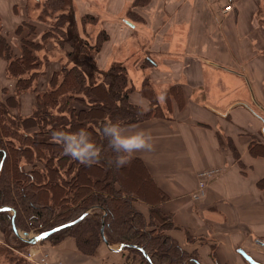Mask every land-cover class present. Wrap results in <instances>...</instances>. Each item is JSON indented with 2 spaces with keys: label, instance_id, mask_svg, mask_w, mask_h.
I'll list each match as a JSON object with an SVG mask.
<instances>
[{
  "label": "crops",
  "instance_id": "crops-1",
  "mask_svg": "<svg viewBox=\"0 0 264 264\" xmlns=\"http://www.w3.org/2000/svg\"><path fill=\"white\" fill-rule=\"evenodd\" d=\"M228 1L73 2L102 19L100 30L109 40L97 56L100 68L119 62V53L131 58L139 51L152 61L150 85L164 116L121 130L125 135L145 130L152 137L153 148L132 157L145 163L167 195L161 209L181 229L171 232L187 230L202 238L196 247L202 264H213L211 247L221 264H243L229 254L231 248H245L264 264V156L251 152L255 143L264 142V20L262 26L255 22L257 7L234 5L226 12ZM0 11L3 20L1 6ZM82 12L76 14L80 24ZM127 71L135 87L133 103L149 107L141 94L144 79ZM173 88L182 92V104L167 102ZM209 169L219 174L197 201L192 194L199 174ZM140 205L147 214V206ZM44 246L34 252H49L52 264H125L123 254L111 253L104 244L92 256L81 253L71 238Z\"/></svg>",
  "mask_w": 264,
  "mask_h": 264
},
{
  "label": "trees",
  "instance_id": "trees-1",
  "mask_svg": "<svg viewBox=\"0 0 264 264\" xmlns=\"http://www.w3.org/2000/svg\"><path fill=\"white\" fill-rule=\"evenodd\" d=\"M47 1V9L60 8L58 20L64 19L67 25L61 29L59 24L60 39L55 41L66 63L61 62L46 72L39 69L41 59L37 54L46 48L36 39L23 36L25 28L30 35L34 34L37 23L23 22L17 26L14 34L21 36L17 50L12 35L3 30L0 14V58L7 61L6 74L14 81V91L0 98V232L5 243L35 245L15 234L13 219L18 231L35 236L73 223L42 241L55 246L71 238L81 253L92 256L106 240L113 247L126 246L124 250L133 255V260L140 257L141 264H202L197 249H184L167 233L181 229L171 214L162 211L161 205L168 197L157 186L145 163L131 157L129 164L118 168L117 153L102 131L106 122L124 128L163 117L154 90L145 82L141 94L150 105L143 108L134 104L135 87L126 66L113 62L107 69H101L96 62L94 54L99 53L108 39L107 33L102 41L92 44L80 33L73 0ZM96 18L84 14L81 22L95 23ZM45 30L41 35H45ZM40 76L41 88L34 85ZM27 92L35 95L32 109L26 115H19L15 111L21 109L22 96ZM166 97L168 103L169 97L178 104L184 101L178 88H173ZM58 105L62 111H57ZM76 129L85 130L101 150L100 159L105 154L109 160L105 181L98 177L100 166L96 163L86 166L65 155L62 144L53 138L54 132L72 134L78 132ZM253 146V155L264 156V142ZM232 152L237 154V149L232 148ZM135 163L155 198L144 190L143 195L127 191L141 187L134 179L127 181L123 174ZM110 173L113 177L108 181ZM65 182L77 186L71 204L66 203L62 193ZM86 182L92 185L99 182L102 190L85 191L89 188L84 186ZM261 186L264 189V182ZM140 202L147 206V214L138 208ZM184 232L190 237L187 230ZM124 256L125 264L133 262ZM209 256L213 264H221L215 250Z\"/></svg>",
  "mask_w": 264,
  "mask_h": 264
},
{
  "label": "rangeland",
  "instance_id": "rangeland-1",
  "mask_svg": "<svg viewBox=\"0 0 264 264\" xmlns=\"http://www.w3.org/2000/svg\"><path fill=\"white\" fill-rule=\"evenodd\" d=\"M143 2H146V0H143ZM258 2H260V3H258ZM47 3H48L47 0H0V6L2 8L3 15H4L3 21H2L3 26H4L3 30H5L6 33H10V35H12V42H13V44L17 50L19 48L18 44L20 43V40H21V36L14 34L17 26L21 25L23 22H27V23L33 22L34 24L37 23L36 31L34 34L30 35L28 32V29L25 28L23 30V36H30V38L36 39L38 42L41 43L42 47L46 48L44 50L40 49L37 52V54L39 55V57L41 59L39 69L45 70V72L47 70H51L52 67H57L59 64H61V62L66 63V58H65L63 52L61 50H59V48L56 44L57 42H55V41L60 39L61 31L59 29V24H62L60 28L63 29L62 27L66 26L67 22L64 19L58 20L59 19L58 18L59 13H61L60 8H58L56 11H51V10L47 9V7H46ZM234 5H236V6L237 5L238 6L243 5L245 7H251L253 10H256V7H257V12L255 14L256 15L255 22L257 24H260L261 26L263 25L264 0H237V1H234ZM73 8H74V11L77 15L83 11L81 9H76L75 2H73ZM258 9H259V13H258ZM83 12H85V11H83ZM85 14H86V12H85ZM87 14H90V13H87ZM77 15H76V17H77ZM91 16H93V14H91ZM77 19H78V17H77ZM96 19L98 22L88 23L86 25H83L82 22H81V24L78 22L79 29L85 28L84 35L89 38V40L92 42V44H95L98 41H102L106 37V33L103 32V30H100V26H101L100 21H102V19L101 18H96ZM45 29H47V30H45ZM101 29H102V27H101ZM44 30L46 31L45 35H43L44 33L41 35V33ZM100 32H101V34H100ZM42 37H43V39H42ZM108 40L109 39H107L106 41H108ZM104 43H103V45H104ZM54 45H55V48H54ZM103 45H102V47H103ZM102 47H101V49H102ZM98 54H94L96 62H97ZM145 56H146V54L141 53L139 51L136 54H134L131 58H129L130 55L128 56L125 53H119L117 55L119 62L124 64L129 71L134 72L136 76L139 75L141 78H143L144 81L147 83V85L151 88L150 83H151V80L153 78L150 76L148 69L150 67H152V61L148 57L145 58ZM47 59H48V61H47ZM6 68H7V61L3 58H0V95H1V98H4V94H10L14 91V81H13V79H10L7 76ZM136 72H140V74L136 73ZM42 82L43 81H42V78L40 76V78L35 82L34 85L36 87H39V85H40V88H41ZM32 85H33V83H32ZM151 89H153V88H151ZM28 95H30L32 98L31 102H28V99L26 98ZM155 95H156V93H155ZM34 96L35 95L33 93H30V92H27V94L23 95L22 100H21V105H23V109L21 106V109L16 110L15 113H18L19 115H25L26 110H29L28 113H30V111L32 109V105H33L34 100H35ZM156 97H157V95H156ZM169 100L171 102L174 101L172 97H169ZM157 101H158V98H157ZM104 103H105V107H107L106 101ZM56 109H57V111H60L62 108L60 107V105H58V106H56ZM56 109H55V111H56ZM23 110H25V111H23ZM63 114H65V113H63ZM63 114H61V115H63ZM66 117H69V115H66ZM76 131H79V130L76 129ZM96 164L98 165V167L99 166L101 167L100 172H98V177H100V180L105 181L106 178L104 177L105 176L104 173H106V171L110 169L109 168V160L107 159L105 154L103 155L102 159H99V161L96 162ZM123 174H126V176H127L126 180L127 181H132V179H134V180L138 181L139 185H141V187L139 189L135 188V190L130 189L127 191L132 192V190H133V191L141 194V193H143V190H144V192L149 194L148 195L149 197H151V196H152V198L156 197L153 190L147 184V179H146L145 175L143 173L142 174L139 173V167L136 163L133 164L131 167H129L128 172H126V173L124 172ZM112 177L113 176L110 173L108 175V181L111 180ZM84 186H88L90 188V189L89 188L84 189L85 191L86 190L87 191L92 190V189L102 190L101 184L99 182L96 185H92L89 182H86V183H84ZM61 187H62V193H63L64 197L67 198V199H65L66 203L71 204L72 203L71 199H73V193H74L77 186L76 185L72 186V184L65 182L62 184ZM141 195H143V194H141ZM152 198H150V199H152ZM54 202L56 205H58L57 199H55ZM140 204L141 203H138V208L143 209L144 206L140 205ZM34 205L36 207L37 206L39 207V204H37L36 202ZM172 231H174V230H172ZM19 232L21 233V236L25 237L23 235V233H24L23 231H19ZM167 233L170 234L172 237H174L177 240V242L186 250H195L196 247L198 245H201V243H202V242H200L202 240V238H200L198 236H193L192 234L189 237L183 231H182V234L173 233L171 231H167ZM177 235H178V238L175 237ZM29 236H35V235L29 234ZM37 244H40L39 248H33V251H32L33 254L29 253L28 251L32 247L38 246ZM37 244L30 246V245H22V244H18V243L15 244L14 242H10V244L5 243L4 236L0 232V264H36L35 261L37 260V258L41 254V252H46V251L42 250L38 254L35 252L37 250L40 251V248H43V246L45 244L51 245V243L40 241ZM103 244H104V242H102L101 245L103 246ZM114 247L118 248L119 246L118 247L114 246ZM44 248H46V247L44 246ZM211 248H212L211 250H213L215 247H211ZM237 249H239V248L228 249L229 254L232 257L239 260V262H240V260H242L241 262L243 264L244 263L249 264L237 252ZM243 249L245 250V248H243ZM120 253L123 254V257H125L124 255H126V257L127 256L130 257V259L133 258V255L130 254L128 251L126 252L125 250H123ZM30 254L32 255L33 259L35 260L34 262L30 261L28 259V256ZM34 254H36V255H34ZM254 259L256 261L260 262L258 259H256V258H254ZM135 263L141 264V258L136 257V260H133V262H131V264H135ZM260 263L263 264L262 262H260Z\"/></svg>",
  "mask_w": 264,
  "mask_h": 264
},
{
  "label": "clouds",
  "instance_id": "clouds-1",
  "mask_svg": "<svg viewBox=\"0 0 264 264\" xmlns=\"http://www.w3.org/2000/svg\"><path fill=\"white\" fill-rule=\"evenodd\" d=\"M102 131L109 138L110 146L117 153L115 164L118 168L129 164L134 152L153 148L152 137L145 130L125 135L118 124L106 122ZM53 138L62 144L65 155H69L72 159L78 160L86 166H91L100 159L101 150L83 129L72 134L54 132Z\"/></svg>",
  "mask_w": 264,
  "mask_h": 264
},
{
  "label": "built area",
  "instance_id": "built-area-1",
  "mask_svg": "<svg viewBox=\"0 0 264 264\" xmlns=\"http://www.w3.org/2000/svg\"><path fill=\"white\" fill-rule=\"evenodd\" d=\"M234 1H237V0H230L227 2L228 4L224 8V10L226 12H232L233 11ZM218 174H219L218 169H209V170L202 171L199 174V181H198L197 188H196L195 192H193V194H192L193 199H195L197 201L203 199L206 196V191L208 188L209 180L217 177ZM28 259L30 261H33V262L35 261L31 254L28 256ZM35 262H36V264H52L50 253L49 252H41V254L39 255V257L37 258V260ZM57 264H62V263L57 262Z\"/></svg>",
  "mask_w": 264,
  "mask_h": 264
},
{
  "label": "water",
  "instance_id": "water-1",
  "mask_svg": "<svg viewBox=\"0 0 264 264\" xmlns=\"http://www.w3.org/2000/svg\"><path fill=\"white\" fill-rule=\"evenodd\" d=\"M4 210V209H3ZM88 214V212H86L82 217L81 219H83L86 215ZM73 223L71 224H66V225H63V226H60V227H57V228H54L44 234H41V235H36V236H28L26 233H24L23 236H21V233L17 230V228L15 227V220L13 219V228H14V232L17 236H19L20 238L26 240L27 242L29 243H32V244H36L46 238H48L50 235H52L53 233H56L58 231H60L61 229H64L70 225H72ZM105 246L108 248V250L111 252V253H119L121 251L124 250V248L126 246H119L118 248H115L113 246H111L106 240L103 241ZM237 252L249 263V264H261L260 262L256 261L250 254H248L243 248H239L237 249Z\"/></svg>",
  "mask_w": 264,
  "mask_h": 264
},
{
  "label": "bare ground",
  "instance_id": "bare-ground-1",
  "mask_svg": "<svg viewBox=\"0 0 264 264\" xmlns=\"http://www.w3.org/2000/svg\"><path fill=\"white\" fill-rule=\"evenodd\" d=\"M249 254V253H248Z\"/></svg>",
  "mask_w": 264,
  "mask_h": 264
}]
</instances>
